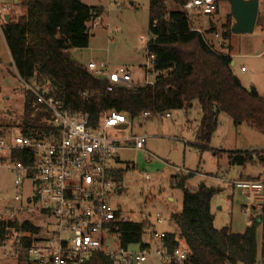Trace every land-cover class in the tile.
<instances>
[{
	"label": "trees",
	"instance_id": "16d2710c",
	"mask_svg": "<svg viewBox=\"0 0 264 264\" xmlns=\"http://www.w3.org/2000/svg\"><path fill=\"white\" fill-rule=\"evenodd\" d=\"M184 8L190 0H171ZM218 4V0H217ZM20 16L9 15L2 26V36L11 57L12 67L21 81L48 88V95L63 102L74 112L87 116L89 126L100 123L104 113L115 111L135 121L141 113L158 115L166 112L189 110L198 102L201 120L196 131L197 146L203 151H213L218 158L226 157L230 167L261 165L264 167V149L222 152L210 148L211 139L218 128L219 116L226 114L234 126L247 124L264 136V97L255 88L246 89L233 73L232 57L217 51L208 43L206 35L217 34L215 26L203 33L193 28V22L183 10H169L167 0H149V34L146 45L148 55L154 56L152 86H115L109 92L106 79L94 78L87 65L73 60L71 52L89 47L93 37L91 24L100 18L104 9L88 6L81 0H20ZM218 6L216 13H218ZM261 17L258 14V20ZM233 17L228 15L221 27L223 41L233 34ZM231 49L230 47H225ZM89 92V98L82 97ZM27 93L23 120L18 126L28 138H46L57 132L51 113ZM4 134L1 133L0 137ZM24 152L13 151L11 158L24 160ZM118 182L123 171H116ZM193 177L175 175L172 186L183 194L182 211L170 216L179 229V236L166 233L164 244L169 252L180 245L189 250L188 264H257L259 259L257 234L262 229L260 250L264 264V202L261 213L252 218L243 233L229 227L217 229L211 202L221 188L205 182L191 191L186 183ZM248 180H261L248 178ZM122 190L119 192L121 193ZM148 223L125 224L119 228L121 246L145 244ZM43 228L30 221L0 223V241L7 238L29 246L39 240ZM18 260L27 261L20 256ZM31 264L30 262H28ZM83 264H114L103 254H93Z\"/></svg>",
	"mask_w": 264,
	"mask_h": 264
},
{
	"label": "rangeland",
	"instance_id": "374dc122",
	"mask_svg": "<svg viewBox=\"0 0 264 264\" xmlns=\"http://www.w3.org/2000/svg\"><path fill=\"white\" fill-rule=\"evenodd\" d=\"M81 1L88 6H100L104 12L103 19L101 16L91 24L93 37L89 47L72 51L73 60L84 66L90 61L108 60L114 67L131 69L136 82L143 81L142 66L146 63V45L151 38L148 30L149 0ZM19 2L20 0H0V5H10L11 16L18 17L22 14ZM167 5L172 11L183 10L171 0H167ZM217 6L218 13L212 16L198 13L190 16L193 28L205 33L211 26H215L220 37L217 39L214 34L206 35L208 43L217 51L232 57L233 73L244 88L256 87L258 93L264 97V57L259 56L264 52V0H261L259 8L261 19L259 18L254 33L232 34L230 40L226 42L221 37V27L225 24L226 17L231 15V9L230 5L223 1H218ZM95 23H99L98 28L94 27ZM22 86V82L11 68L8 50L0 35V130L4 134L3 137L10 141L20 134L18 126L23 120L27 96ZM170 114L172 118L167 120L156 117L144 122L136 119L131 124V129L127 131H107L111 139L146 136L148 139L145 150L152 156L148 158L145 152L135 151L131 145L119 151L117 168L124 172V178L120 183L122 192L112 199L113 207H119L124 214L134 215L148 223L149 231L153 230L154 225L157 232L170 231L179 236V229L170 221V216L182 211L183 194L181 190L172 186V178L175 175L183 176L190 173L193 177L186 185L189 190L197 189L202 182L222 189L212 199L215 227L217 229L229 227L235 233H243L250 224L249 218L242 211L243 204L248 201L240 191L227 183L239 180L241 175L260 176L261 180H264V168L258 165L248 166L245 172L240 167H230L226 157L218 158L213 151L200 149L196 142L201 114L198 102L193 104L189 122L184 110L172 111ZM210 148L222 152L262 150L264 136L247 124L234 126L226 114H221ZM1 156L6 154L0 153V159ZM147 176L149 180L146 179ZM223 177L226 183L221 182ZM32 193L31 182L27 181L17 186L14 174L0 166V223L30 221L34 226L46 231L48 224L53 223V218L41 217L31 211L28 198ZM170 198L174 202H169ZM10 212L15 216L13 219L10 218ZM158 216L162 218V224L157 223ZM45 231L38 235V238H45ZM151 240L149 235L144 237V241ZM257 243L259 251L257 264H261V228L258 229ZM151 263L155 264V261L151 260ZM0 264L29 263L18 260L13 255L6 256L0 251Z\"/></svg>",
	"mask_w": 264,
	"mask_h": 264
},
{
	"label": "built area",
	"instance_id": "2783aa9c",
	"mask_svg": "<svg viewBox=\"0 0 264 264\" xmlns=\"http://www.w3.org/2000/svg\"><path fill=\"white\" fill-rule=\"evenodd\" d=\"M216 8L217 0H190L183 10L189 17L194 13L212 16ZM11 9L10 5H0L1 35ZM98 26L99 23L94 24L95 28ZM214 36L217 39L220 37L218 33ZM153 61L154 56L146 53L141 82L133 79L131 70L114 67L108 60L90 61L87 72L94 78L106 79L110 85L109 92L115 86H152L156 78L151 71ZM21 82L24 91L51 113V122L58 130L49 137L39 139L28 138L21 133L13 141L0 137V153L6 154L1 156L0 166L14 174L17 186L31 182L33 193L28 198L31 211L41 217L53 218V223L48 224L45 238L35 236L34 240L38 242L25 246L21 238L29 236L20 233L16 240L7 238L0 241V251L6 256H23L31 264H83L93 254H103L114 264H152L151 260L155 264H188V248L180 245L169 252L164 244V232L147 230L153 241L145 242L143 247L125 248L120 244V226L142 221L112 205L113 197L122 190L114 174L119 171V151L131 145L135 151L145 152L148 158L152 156L145 150L146 136L111 139L107 131H127L133 121L124 114L112 111L104 113L97 126H89L86 115L64 107L61 100L48 95L47 87ZM90 95L89 92L82 93L84 98ZM156 117L168 119L170 112L158 115L143 112L137 119L145 122ZM125 125L127 129H119ZM13 151L24 152V160H13ZM146 179L149 180V177ZM221 182L226 183V179L221 178ZM227 184L246 197L248 202L242 211L249 221L261 213L264 180L239 179ZM10 214L13 219L15 216L12 212ZM157 223H163L160 216Z\"/></svg>",
	"mask_w": 264,
	"mask_h": 264
},
{
	"label": "water",
	"instance_id": "95a60500",
	"mask_svg": "<svg viewBox=\"0 0 264 264\" xmlns=\"http://www.w3.org/2000/svg\"><path fill=\"white\" fill-rule=\"evenodd\" d=\"M227 2L230 5L231 16L234 19L232 33L234 35H252L255 31L257 18L259 14V0H218ZM9 21V17H6ZM231 66H234L232 62ZM119 129H127V126H121Z\"/></svg>",
	"mask_w": 264,
	"mask_h": 264
},
{
	"label": "crops",
	"instance_id": "0c3cea01",
	"mask_svg": "<svg viewBox=\"0 0 264 264\" xmlns=\"http://www.w3.org/2000/svg\"><path fill=\"white\" fill-rule=\"evenodd\" d=\"M260 4H261V0H259V8H260ZM102 19H103V14H102ZM200 31V30H199ZM259 32H262V31H259ZM1 35V34H0ZM2 36V35H1ZM211 36H213V35H211ZM2 39H3V36H2ZM3 41H4V39H3ZM5 43V42H4ZM9 53V52H8ZM259 56H263L264 57V52L263 53H261ZM9 57H10V55H9ZM10 64H11V68H13L12 67V62H11V57H10ZM142 66V65H141ZM144 66V65H143ZM142 66V67H143ZM127 69H129L128 67H126ZM13 70H14V74L16 73V71H15V69L13 68ZM129 70H131V69H129ZM254 88V87H253ZM255 89H256V87H255ZM191 110L192 109H189V110H186L185 112H186V116H187V121L189 122L190 121V117H191ZM170 118H172V116H171V114H170ZM170 118H168V119H170ZM162 120H167V119H162ZM200 120H201V114H200ZM232 121V120H231ZM218 125H219V123H218ZM197 129H198V127H197ZM218 129V128H217ZM229 165V164H228ZM255 166V165H254ZM258 166H260V167H263V166H261V165H258ZM248 167V166H247ZM247 167L246 168H244V170H245V172H246V169H247ZM264 168V167H263ZM219 177V176H218ZM248 178H260L261 179V177L260 176H257V177H253V175L252 176H250V175H248V176H243V175H241V177L239 178V179H248ZM173 179V178H172ZM219 180V179H218ZM186 185H187V183H186ZM187 187V186H186ZM231 187V186H230ZM219 188H221V187H219ZM169 202H174V200L172 199V198H170L169 199ZM182 204H183V202H182ZM243 206H244V204H243ZM242 206V207H243ZM211 208H212V202H211ZM153 225V224H152ZM153 231H156V228H155V226L153 225ZM164 233H172V234H175V233H173V232H170V231H165ZM175 235H177V234H175ZM178 236V235H177ZM145 242H148V241H145Z\"/></svg>",
	"mask_w": 264,
	"mask_h": 264
}]
</instances>
